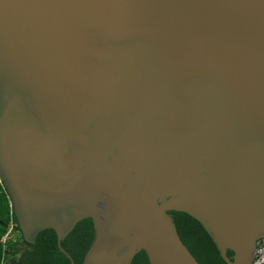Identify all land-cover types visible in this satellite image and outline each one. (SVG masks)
Here are the masks:
<instances>
[{"label":"water","instance_id":"water-1","mask_svg":"<svg viewBox=\"0 0 264 264\" xmlns=\"http://www.w3.org/2000/svg\"><path fill=\"white\" fill-rule=\"evenodd\" d=\"M0 181L21 239L90 219L82 264H226L264 234V0H0ZM227 251L232 252L231 258Z\"/></svg>","mask_w":264,"mask_h":264},{"label":"trees","instance_id":"trees-1","mask_svg":"<svg viewBox=\"0 0 264 264\" xmlns=\"http://www.w3.org/2000/svg\"><path fill=\"white\" fill-rule=\"evenodd\" d=\"M10 211L7 194L0 184V264H69L67 257L58 250L55 233L49 229L40 232L36 242L29 245L21 239L17 226L19 240L4 249L1 239L7 230ZM170 214L181 241L199 264H226L198 221L183 212L171 211ZM13 219L16 221L14 214ZM92 237V222L90 219H84L61 241L62 247L70 254L74 264H82ZM227 256L231 258L232 252L227 251ZM131 264H149L144 251L138 252Z\"/></svg>","mask_w":264,"mask_h":264},{"label":"built area","instance_id":"built-area-1","mask_svg":"<svg viewBox=\"0 0 264 264\" xmlns=\"http://www.w3.org/2000/svg\"><path fill=\"white\" fill-rule=\"evenodd\" d=\"M0 184L2 185L4 192L7 194V192H6L3 184L1 183V181H0ZM7 198L9 200V208L11 211H10V219L8 222L7 230L1 239V243L3 244V248H4V245L6 244V242L11 241L12 236H14L16 233H18V231L16 230L17 222L13 219V211L14 210H12V205H11V202H10L8 195H7ZM251 264H264V234L261 235L256 240L254 256H253Z\"/></svg>","mask_w":264,"mask_h":264},{"label":"rangeland","instance_id":"rangeland-1","mask_svg":"<svg viewBox=\"0 0 264 264\" xmlns=\"http://www.w3.org/2000/svg\"><path fill=\"white\" fill-rule=\"evenodd\" d=\"M18 240H19V235H18V233H16L14 236H12V240L11 241H7L6 242V244L4 245V249L7 248L8 245H10L11 243L17 242ZM19 246H20V244H19ZM21 247H22V245H21ZM4 263H6V260H5Z\"/></svg>","mask_w":264,"mask_h":264},{"label":"bare ground","instance_id":"bare-ground-1","mask_svg":"<svg viewBox=\"0 0 264 264\" xmlns=\"http://www.w3.org/2000/svg\"><path fill=\"white\" fill-rule=\"evenodd\" d=\"M255 250V249H254ZM253 259V258H252ZM251 262H252V260H251ZM251 262H250V264H251Z\"/></svg>","mask_w":264,"mask_h":264}]
</instances>
